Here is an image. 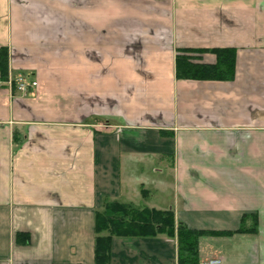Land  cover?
Returning a JSON list of instances; mask_svg holds the SVG:
<instances>
[{"label": "crops", "instance_id": "1", "mask_svg": "<svg viewBox=\"0 0 264 264\" xmlns=\"http://www.w3.org/2000/svg\"><path fill=\"white\" fill-rule=\"evenodd\" d=\"M0 47L36 82L0 79V264H94L105 200L228 233L198 264H264V0H0ZM213 47L231 81L175 78L177 49ZM109 264H177L176 241L112 236Z\"/></svg>", "mask_w": 264, "mask_h": 264}, {"label": "trees", "instance_id": "2", "mask_svg": "<svg viewBox=\"0 0 264 264\" xmlns=\"http://www.w3.org/2000/svg\"><path fill=\"white\" fill-rule=\"evenodd\" d=\"M210 53L214 62L202 61V55ZM236 49L234 47H213L211 49L179 48L175 55V78L195 81H231L235 74ZM7 48L0 47V79L7 80ZM14 140H17L13 137ZM249 223V224H248ZM256 220L254 215H243L237 231L254 232ZM94 264H109L110 242L112 236L119 237H153L165 234L176 241L177 264H198V241L207 234H228L206 232L188 228L174 219L170 210H156L138 207L131 203L118 201L103 202L101 211L95 213ZM106 232V235H100ZM16 241L21 244L29 242V235L16 234Z\"/></svg>", "mask_w": 264, "mask_h": 264}, {"label": "built area", "instance_id": "3", "mask_svg": "<svg viewBox=\"0 0 264 264\" xmlns=\"http://www.w3.org/2000/svg\"><path fill=\"white\" fill-rule=\"evenodd\" d=\"M8 86H14L16 88L17 91H19L22 94H25L27 92V88L29 87H35L36 86V82L35 81H31V82H27L25 81L24 78L19 77V78H15V79H8L6 81ZM199 264H219V261L217 259H212V260H208L206 262H202Z\"/></svg>", "mask_w": 264, "mask_h": 264}]
</instances>
